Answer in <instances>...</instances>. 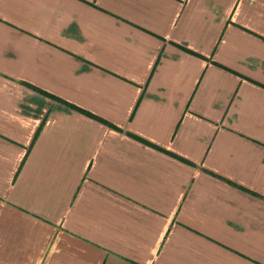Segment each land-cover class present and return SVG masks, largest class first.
I'll list each match as a JSON object with an SVG mask.
<instances>
[{
	"label": "crops",
	"instance_id": "0c3cea01",
	"mask_svg": "<svg viewBox=\"0 0 264 264\" xmlns=\"http://www.w3.org/2000/svg\"><path fill=\"white\" fill-rule=\"evenodd\" d=\"M0 264H264V0H0Z\"/></svg>",
	"mask_w": 264,
	"mask_h": 264
}]
</instances>
